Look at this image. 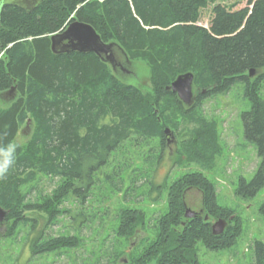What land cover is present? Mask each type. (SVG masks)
Wrapping results in <instances>:
<instances>
[{"label": "trees", "instance_id": "16d2710c", "mask_svg": "<svg viewBox=\"0 0 264 264\" xmlns=\"http://www.w3.org/2000/svg\"><path fill=\"white\" fill-rule=\"evenodd\" d=\"M218 1L222 0H19L0 8V92L17 87L15 99L0 105V146L14 144L21 128L32 121L28 142L15 144L14 162L0 179V206L11 224L7 236L18 234L21 227L35 228L37 219L27 211L46 213L45 226L68 216L78 230L75 234L42 231L26 239L33 254L76 248L84 241L79 229L103 213L98 214L93 204L101 174L116 190L129 180L133 192L140 189L136 198L148 194L144 187L152 183L151 169L167 150L165 129L182 133V120L196 124L181 139L186 159L210 160L221 148L217 149L214 125L211 128L204 118L203 104L235 85L243 86L250 102L242 113L244 135L260 158L253 178L241 177L236 192L245 199L258 194L264 187V72L258 73L264 69V0H249L238 10L218 3L209 27L199 24L201 10ZM74 20L91 24L103 42L111 43L116 62H145L151 92L125 81L124 72L104 54L71 49L55 53L51 36ZM250 69L257 71L253 79ZM186 72L194 74L193 87L198 90L190 105L168 90ZM127 151L145 157L148 173L135 156L123 159ZM43 178L56 181L50 192ZM192 188L201 190V208L210 218L228 220L221 234L212 233V221L202 214L185 217L186 193ZM217 194L215 180L202 171H187L169 185L167 209L157 217H147L142 209L121 208L113 229L117 239L127 241L144 226L153 235L142 237L143 248L116 250L108 261L203 264L199 243L212 250L236 245L242 221L239 216L231 220L232 209L219 204ZM259 210L264 215V200ZM252 250L253 264H264V241L255 240ZM123 254L128 262L121 259Z\"/></svg>", "mask_w": 264, "mask_h": 264}, {"label": "rangeland", "instance_id": "374dc122", "mask_svg": "<svg viewBox=\"0 0 264 264\" xmlns=\"http://www.w3.org/2000/svg\"><path fill=\"white\" fill-rule=\"evenodd\" d=\"M218 3L232 10H238L248 6L249 0H222L210 3L201 10L199 24L209 27L213 16V8ZM107 54H110V52ZM126 67L127 71H123L125 81L135 83L144 92H151L152 85L149 79L150 68L148 65L143 61H136V64L131 63L126 65ZM260 72H264V69L258 73ZM262 89V95L264 96V87ZM197 92L198 90L195 89L194 94H197ZM1 93L0 105L8 104L11 100L1 98ZM249 108L250 102L244 96L242 85L233 86L229 92L223 95L206 98L203 104L204 118L211 128L214 125L215 129L213 131L217 141V149L221 148V150L213 153L210 160L209 158L204 161L203 159L199 161L186 159L187 152H183L185 147L181 143V139L185 138L184 134H188L196 124L195 122L188 120L184 122L182 120L179 129L184 131L179 134L177 131H173L176 142H168L163 160H157L154 170L151 169L154 172V176L151 178L152 183L144 187L146 191L148 189V192L149 190L150 192L141 198H136L140 193V189L136 188V191L133 192L129 180L126 181L120 190H116L113 183L105 182L104 173H102L101 179L99 178L101 183L93 189V193H95L93 204L98 207V210H96L98 214L100 213L99 210H102L103 213L94 217L95 220L93 222H88L83 227L81 226L79 235L83 237L84 241L76 248L62 247L52 252L33 254L30 248L31 243L28 238L26 239L28 236L31 240L42 231L45 235L53 236L67 232L70 235L75 234L78 230L75 229L68 216L60 218L57 224L45 226L46 213L27 211V216L37 219L35 228L31 229L30 225L21 227L18 234L11 237L7 236V231L11 224L4 220L0 223V264H113V262L108 261V257L109 255L112 257L114 251L126 250L130 252L137 245L143 248L142 237H151L153 235L144 226L143 228L139 227L137 235L127 241L117 239L113 231L118 222L116 218L117 212L121 208L128 206L144 210L149 218L157 217L158 214L163 213L167 209L169 185L174 179L187 171H202L208 178L215 180L217 182L218 203L232 209L231 220H235L239 216L242 221V234L237 236L236 245L227 249L212 250L199 243L197 252L199 260L203 264H253V242L255 240L264 241V215L259 210V205L264 200V187L256 196L248 199L243 198L236 192L240 178L244 177L247 180H251L260 163L258 150L254 144L245 139L244 135L242 113ZM23 129L24 127L18 132L14 144L25 146L28 142L31 130L24 132ZM145 150L148 152L147 149ZM129 152H125V156L124 154L121 155L123 159L128 154L130 157L135 156V162L141 164L143 166L142 169L148 173L149 166L146 167L145 157L141 159ZM120 153H118V156ZM130 154H133V156ZM202 163H206V166L202 165ZM106 168L108 172L111 170L110 166ZM43 179L46 181V185L44 184L47 188L46 191L50 192L55 187L56 181L50 183L46 178ZM143 182L144 179H141L137 184L140 185ZM34 194L35 191L31 196ZM97 201L101 203L98 204ZM66 206L70 207L71 204L66 203ZM201 207V190L196 188L189 189L186 193V208H191L197 212ZM89 215L92 217L93 213L90 212ZM202 215L203 219L210 220L212 223L217 220L207 216L205 210ZM120 257L128 262L127 254H123ZM151 264H155V262Z\"/></svg>", "mask_w": 264, "mask_h": 264}, {"label": "water", "instance_id": "95a60500", "mask_svg": "<svg viewBox=\"0 0 264 264\" xmlns=\"http://www.w3.org/2000/svg\"><path fill=\"white\" fill-rule=\"evenodd\" d=\"M52 49L55 53L68 52L70 49L79 52H90L93 51L99 55H105L104 59L109 61L113 67L114 59L112 53V44L103 42L101 36L97 33L96 29L88 23L74 20L68 24V26L51 36ZM65 42L62 48L56 49L57 45ZM110 52V54H107ZM256 69L249 70V76L256 74ZM194 74L192 72L183 73L168 86V90H172L176 93L179 99L185 104H191L194 98ZM17 95L16 85L10 89L1 93V97L6 100H13ZM32 129V121L29 119L24 126L23 131H30ZM168 142H176L175 135L170 128L165 129ZM7 215V211L0 206V223H2ZM197 212L191 208H186L185 217L195 218ZM228 224V220L225 218H219L215 223L212 224V233L217 235L221 234ZM130 251V250H129ZM127 260H125L126 262Z\"/></svg>", "mask_w": 264, "mask_h": 264}, {"label": "clouds", "instance_id": "9594fccd", "mask_svg": "<svg viewBox=\"0 0 264 264\" xmlns=\"http://www.w3.org/2000/svg\"><path fill=\"white\" fill-rule=\"evenodd\" d=\"M15 144H8L6 147L0 146V179L6 178L9 168L14 162Z\"/></svg>", "mask_w": 264, "mask_h": 264}, {"label": "flooded vegetation", "instance_id": "af4514ba", "mask_svg": "<svg viewBox=\"0 0 264 264\" xmlns=\"http://www.w3.org/2000/svg\"><path fill=\"white\" fill-rule=\"evenodd\" d=\"M17 1H19V0H13V1L0 0V8H1L4 4H7V3H15V2H17ZM64 44H65V42L60 43V44L58 45V48H62ZM113 57H114V55H113ZM114 65H115L114 68L119 67L122 71H125V72L127 71V67L124 66V64H122V62H120V61L116 62L115 58H114ZM1 98H2V97H1ZM3 99H4V98H3ZM5 100H6V99H5ZM203 211H204V208H201L200 210H198V211H197V216L200 215V214H202ZM207 216H208V215H207ZM206 218H207V217H206Z\"/></svg>", "mask_w": 264, "mask_h": 264}]
</instances>
